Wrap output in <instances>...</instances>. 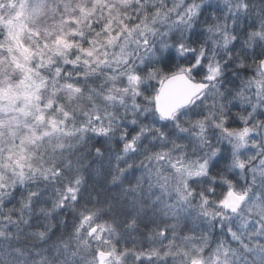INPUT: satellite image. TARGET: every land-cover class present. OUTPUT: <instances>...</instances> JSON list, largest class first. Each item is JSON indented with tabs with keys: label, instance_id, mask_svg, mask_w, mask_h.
Returning a JSON list of instances; mask_svg holds the SVG:
<instances>
[{
	"label": "clouds",
	"instance_id": "obj_1",
	"mask_svg": "<svg viewBox=\"0 0 264 264\" xmlns=\"http://www.w3.org/2000/svg\"><path fill=\"white\" fill-rule=\"evenodd\" d=\"M81 2L0 0V16L40 6L30 23L43 30ZM85 2L99 24L83 26L81 43L109 8L159 16L142 36L148 44H132L130 63L81 77L80 95L65 101L78 131L33 148L39 170L0 168V264H95L97 242L77 230L82 215L112 225L106 250L127 248L120 264H264V0ZM119 50L101 53L115 61ZM59 66L76 79V66ZM177 68L204 87L162 119L154 97ZM129 72L140 78L136 94L123 91ZM245 126L243 141L223 131ZM21 133L0 129V160ZM229 191L234 209L220 203Z\"/></svg>",
	"mask_w": 264,
	"mask_h": 264
},
{
	"label": "snow or ice",
	"instance_id": "obj_2",
	"mask_svg": "<svg viewBox=\"0 0 264 264\" xmlns=\"http://www.w3.org/2000/svg\"><path fill=\"white\" fill-rule=\"evenodd\" d=\"M42 11L40 6H36L28 14L21 7L14 16H0V129L7 128L13 138L18 130H22L18 144L11 145L14 150H9L6 159L0 160V168L11 167L21 175L25 169L39 170L33 162L43 158L33 148H38L47 139L71 136L78 131L75 127L67 126L72 113L65 107V101L80 95L81 77L110 62L130 63L128 54L132 44H148L142 36L152 32L156 17L159 16L157 11L152 17L145 13L133 20L109 8L107 19L99 25V30L92 31L89 39L81 43L83 26L88 25L90 30H94L99 24V21L92 20L97 12L96 7L90 8L82 0L75 9H69L71 15L63 16L60 21H54L51 27L40 30L32 27L30 16L39 15ZM197 12L199 9L195 5L189 9L190 15ZM101 15L103 17L105 14L101 12ZM117 46L120 50L115 61H110L107 51L101 53L102 48ZM180 49L183 50V45H180ZM197 59L192 57L193 61ZM61 61L77 67L76 79L71 78V73L64 72L59 66ZM259 63L264 66V60ZM81 64L83 69L79 68ZM209 71L216 73L218 69L210 67ZM139 81L135 72H129L127 87L123 91L136 94ZM159 83L154 101L162 119L172 117L192 95L204 87L203 84L193 83L182 68L162 77ZM223 131L227 136H236L243 141L251 130L245 126L224 128ZM131 143L130 140L128 146ZM237 199L236 194L229 191L220 203L226 209H234ZM80 229L97 242L93 253L95 264H108L112 258L113 264H120L121 256L128 249L119 252L113 246L106 250L109 241L104 239V235L112 230L111 224L90 215H82L77 226V230ZM140 264L144 262L141 260ZM192 264H197V261L193 260Z\"/></svg>",
	"mask_w": 264,
	"mask_h": 264
}]
</instances>
